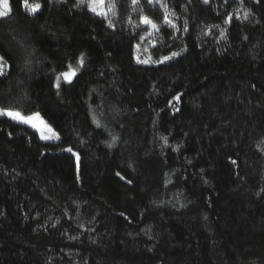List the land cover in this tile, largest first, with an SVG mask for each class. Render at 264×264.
Instances as JSON below:
<instances>
[{
	"label": "trees",
	"instance_id": "trees-1",
	"mask_svg": "<svg viewBox=\"0 0 264 264\" xmlns=\"http://www.w3.org/2000/svg\"><path fill=\"white\" fill-rule=\"evenodd\" d=\"M8 1L0 264H264V0Z\"/></svg>",
	"mask_w": 264,
	"mask_h": 264
},
{
	"label": "snow or ice",
	"instance_id": "snow-or-ice-1",
	"mask_svg": "<svg viewBox=\"0 0 264 264\" xmlns=\"http://www.w3.org/2000/svg\"><path fill=\"white\" fill-rule=\"evenodd\" d=\"M104 2H105V0H78L75 7L79 8L82 5H86L89 8H91V10L93 12H99L102 15H106L107 13L105 12V9H104ZM132 2H133V4H136L138 2V0H132ZM151 2H152V0H149V3H151ZM204 2L208 3V0H204ZM0 3H2V5H3V8L0 9V17H5L11 11V9L9 8L8 0H0ZM24 5L33 14H35L41 7V5L39 3L29 5V0H24ZM110 7L113 9V14H115L114 0H113V3L110 5ZM247 17H248V13L245 12L244 18L247 19ZM231 19H232V17L229 16L225 22L230 23ZM237 19H239V16H237ZM141 20H142L143 24L150 25L151 28L155 29L156 31H159L158 25H156L155 22L153 20H151L149 17L143 16V17H141ZM109 23H110V26H112L111 22H109ZM165 23H167V21H165ZM185 30H186V26H185ZM177 55H179V53L173 52L171 56H164L162 59L163 60H169L172 57L177 56ZM140 62L141 63H148L149 61L143 60ZM83 65H84V54L82 53L79 60H78L77 68H73L72 65L69 64L68 65V71L61 72L59 75H57L55 87H57L58 89L60 88L61 80H63L66 83H71L73 78L77 75L78 69L80 67H82ZM9 67H10V65H8V62L5 59V57L0 55V75H6L7 69ZM175 99H179V97H176ZM0 116H8V117L12 118L13 120H16V121H19L22 123L31 124L33 127H37V125L34 123V121H36L39 118L38 113H33L32 115L25 116L20 111H13V110H9L7 108H0ZM98 126H99V124H98ZM46 130L49 134L45 135L44 132L42 131V133H41L42 139H45V140H58L59 139V136L51 128H46ZM116 139H117V137H113V141H115ZM164 139H165V143H166L167 138H164ZM66 150L69 152L72 151L71 148H68ZM233 163H235V161H233ZM129 183H131V181H129Z\"/></svg>",
	"mask_w": 264,
	"mask_h": 264
},
{
	"label": "rangeland",
	"instance_id": "rangeland-1",
	"mask_svg": "<svg viewBox=\"0 0 264 264\" xmlns=\"http://www.w3.org/2000/svg\"><path fill=\"white\" fill-rule=\"evenodd\" d=\"M8 3H9V1H8ZM105 3H106V0H105V2H104V9H106V5H105ZM3 8V5H2V3H0V9H2ZM9 8H10V5H9ZM90 10H91V8H90ZM92 11V10H91ZM94 13H97V14H100L99 12H94ZM1 18V17H0ZM9 110H12V109H9ZM13 111H17V110H13ZM39 114V113H38ZM25 116H28V115H26V114H24ZM29 115H32V114H29ZM5 117H7V118H9V119H11V120H13L12 118H10V117H8V116H5ZM14 121H16V120H14ZM16 122H19V121H16ZM19 123H22V122H19ZM34 123L37 125V127H33L31 124H27V123H22V124H25V125H27V126H29V127H31L32 129H34V130H36L37 132H38V134H39V136H40V138H41V133H42V131L44 132V134L45 135H48L49 133L47 132V130H46V128H51L58 136H59V134L48 124V122L42 117V115H40L39 114V118L36 120V121H34ZM42 139V138H41ZM59 139H60V136H59ZM58 139V140H59ZM43 141H49V142H53V141H58V140H45V139H42Z\"/></svg>",
	"mask_w": 264,
	"mask_h": 264
}]
</instances>
